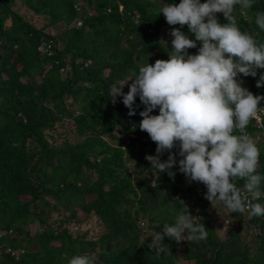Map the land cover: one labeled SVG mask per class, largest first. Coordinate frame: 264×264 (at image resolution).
Wrapping results in <instances>:
<instances>
[{
    "label": "trees",
    "instance_id": "16d2710c",
    "mask_svg": "<svg viewBox=\"0 0 264 264\" xmlns=\"http://www.w3.org/2000/svg\"><path fill=\"white\" fill-rule=\"evenodd\" d=\"M180 2L0 0V264H69L85 254L94 264H264V216L250 221L214 208L206 186L189 182L178 164L174 179L155 174L146 156L156 155L157 145L139 128L144 105L137 97L136 115L129 116L122 97L113 103L109 96L133 71L170 58L173 28L195 39L187 25L170 26L160 14L164 4ZM258 12L264 13V0H253L250 9L237 5L233 15L261 45ZM256 71L237 77L253 95L264 76V69ZM246 132L264 177V116ZM173 152L178 161L179 146ZM234 182L243 189L244 180ZM180 201L202 218L207 239L178 244L165 237L169 251L156 256L149 236L175 222ZM215 210L229 221L226 237L214 227Z\"/></svg>",
    "mask_w": 264,
    "mask_h": 264
},
{
    "label": "clouds",
    "instance_id": "9594fccd",
    "mask_svg": "<svg viewBox=\"0 0 264 264\" xmlns=\"http://www.w3.org/2000/svg\"><path fill=\"white\" fill-rule=\"evenodd\" d=\"M253 7V0H181L164 4L159 10L170 26L187 25L195 39L173 28L169 33L172 51L168 60H156L133 71L125 81L114 83L109 90L113 103L122 97L129 116L136 115V98L144 105L139 114L141 131L157 145L156 155L146 156L155 174L167 173L174 179L179 167L189 182L202 183L207 188L205 199L215 208L219 204L230 213L247 214L251 221L264 216V191L257 174L259 149L246 132L249 123H261L264 108L259 107L264 96V76L257 83L256 94L241 86L237 77H256L264 69V44L258 45L252 35L237 26L233 12ZM228 21L221 24L216 14ZM255 22L264 30V13H256ZM160 44L167 48L163 38ZM198 48L197 54L189 49ZM129 91L125 93L124 87ZM158 110V115L152 113ZM260 121V122H259ZM239 133V134H236ZM179 146V157L173 149ZM169 153L168 159L161 157ZM245 181L243 189L235 180ZM176 216L173 224H164L163 231L153 232L148 247L156 256L167 254L165 237L178 244L207 239L208 230L202 218L194 217L188 207ZM229 221L226 222V227ZM144 223H142V226ZM219 231V230H218ZM144 244L145 239L141 237ZM69 264H94L89 255L73 256Z\"/></svg>",
    "mask_w": 264,
    "mask_h": 264
},
{
    "label": "rangeland",
    "instance_id": "374dc122",
    "mask_svg": "<svg viewBox=\"0 0 264 264\" xmlns=\"http://www.w3.org/2000/svg\"><path fill=\"white\" fill-rule=\"evenodd\" d=\"M61 31V29H49L48 32L51 33L52 35H57V33ZM67 128V126L65 127V129ZM213 213L214 216V227H216L219 231H218V235H222L221 237H226L227 236V232L226 234L224 233L225 229H226V223L224 224L223 221L221 220V216L220 213L218 214V212H216V210ZM98 225L94 222V220H90L88 222V227L92 230V236H96L98 234V231L96 230L98 227ZM224 226V227H223ZM97 227V228H96ZM220 227V229H219ZM84 231V227L82 228Z\"/></svg>",
    "mask_w": 264,
    "mask_h": 264
},
{
    "label": "built area",
    "instance_id": "2783aa9c",
    "mask_svg": "<svg viewBox=\"0 0 264 264\" xmlns=\"http://www.w3.org/2000/svg\"><path fill=\"white\" fill-rule=\"evenodd\" d=\"M264 112H261V114H263ZM260 122V121H259Z\"/></svg>",
    "mask_w": 264,
    "mask_h": 264
}]
</instances>
